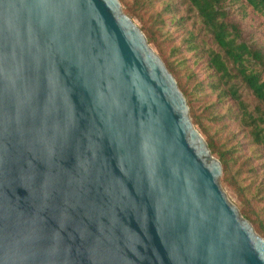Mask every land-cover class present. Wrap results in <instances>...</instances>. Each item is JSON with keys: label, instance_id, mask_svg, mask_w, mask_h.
Returning <instances> with one entry per match:
<instances>
[{"label": "water", "instance_id": "obj_1", "mask_svg": "<svg viewBox=\"0 0 264 264\" xmlns=\"http://www.w3.org/2000/svg\"><path fill=\"white\" fill-rule=\"evenodd\" d=\"M221 173L119 0H0V264H264Z\"/></svg>", "mask_w": 264, "mask_h": 264}, {"label": "trees", "instance_id": "obj_2", "mask_svg": "<svg viewBox=\"0 0 264 264\" xmlns=\"http://www.w3.org/2000/svg\"><path fill=\"white\" fill-rule=\"evenodd\" d=\"M119 1L126 14L137 17L141 23L144 22L141 30L147 41L155 42L153 41L155 32L146 27L144 21V14L150 3H146V0H134L133 3L132 0L130 3L125 0ZM183 2L200 21L201 36L210 42V46H207L206 40L200 39L196 45L201 47L207 66L213 71L210 88L218 91L217 104L222 102L223 96L238 104L241 124L249 143L264 155V0H183ZM193 36L190 34L186 40L190 42L197 40L198 35ZM158 53L187 98L192 123L205 136L211 153L216 155L221 163L220 181L234 189L242 203L240 213L250 221L256 233L264 238L263 207L257 210L251 205L247 196L251 182L243 184L242 178H238L242 167V163L238 162L240 155L236 154L235 147L219 144L209 134L208 126L203 123L202 113L213 105L202 108L200 112L198 107L194 106L201 95L202 85L186 86L195 75L185 77L187 82L184 84L179 70L160 47ZM244 94L253 102L251 108L249 102L244 100ZM194 95L196 98H193ZM212 118L215 120V117ZM251 171L256 173L258 167H251Z\"/></svg>", "mask_w": 264, "mask_h": 264}, {"label": "rangeland", "instance_id": "obj_3", "mask_svg": "<svg viewBox=\"0 0 264 264\" xmlns=\"http://www.w3.org/2000/svg\"><path fill=\"white\" fill-rule=\"evenodd\" d=\"M125 1L131 2V0ZM146 3H150V6L147 7V12L144 14L145 26L155 32V40H153L155 42L148 43L158 55V47L165 52V56L173 62L182 75L184 84L187 82L185 77L191 76V74L195 75L186 86L202 85L201 95L194 106L198 107V112H200L202 108L213 105L208 111L204 110L202 121L208 126L209 134L219 144L235 147L236 154L240 155L238 162L242 163L238 178H242L243 184L251 182L250 191L247 194L250 203L257 210L263 207L262 210L264 211V155L258 148L252 147L249 143L248 136L241 124L238 104L224 96L222 102L217 104L218 91L210 88L213 71L208 68L206 58L201 53V47L196 45L200 39H205L206 45L210 46L209 40L201 36L200 21L188 10L183 0H146ZM129 17L141 29L144 22L141 23L135 16ZM190 34L192 36L197 34V40L192 42L186 40ZM243 97L245 101L249 102L248 105L251 108L253 102L246 94ZM193 98H196V95ZM185 99L187 101L186 97ZM212 117H215V120ZM196 129L198 130L197 127ZM201 135L205 139L202 133ZM213 156L216 157L214 154ZM254 166L258 167L256 173L251 171V167ZM220 185L227 198L240 210L242 203L234 189L221 181Z\"/></svg>", "mask_w": 264, "mask_h": 264}]
</instances>
